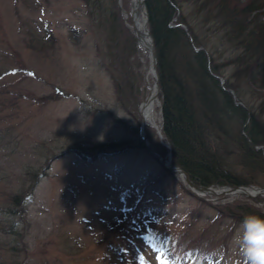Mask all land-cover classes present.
Wrapping results in <instances>:
<instances>
[{"label": "rangeland", "instance_id": "1", "mask_svg": "<svg viewBox=\"0 0 264 264\" xmlns=\"http://www.w3.org/2000/svg\"><path fill=\"white\" fill-rule=\"evenodd\" d=\"M128 3L114 0L116 23L100 27L95 19L90 22L83 0H0V264H96L101 250L110 256L108 264H164L167 255L159 249L203 228L200 246L214 244L215 264L242 259L233 244L240 226L199 221L182 228L171 223L170 217L184 218L197 204L179 197L173 177L164 178L157 158L144 148L122 151L121 145L137 138L139 105L147 94L148 55L137 46L132 21L123 18ZM180 8L213 56L219 84H231L232 67L225 66L231 55L223 53L220 35L207 31L208 25L196 26L200 19L192 2L180 0ZM110 15L112 22L113 11ZM125 85L139 93L137 106L122 104L124 110L117 99ZM239 89L242 103L255 113L264 110L257 107L261 95ZM153 116L159 124L158 107ZM260 118L264 121V113ZM144 132L149 148L163 155L156 131L148 125ZM99 151L106 156L89 160ZM123 169L135 170L133 183L124 181ZM146 174L155 179L143 181ZM13 196L23 197V221L8 218ZM242 200L264 211V197ZM201 214L215 216L204 209ZM10 224L16 235L6 240L1 230L7 232ZM141 237L147 245H141ZM124 239L133 242L125 247L131 255L119 260L117 244ZM151 242L155 248L148 247Z\"/></svg>", "mask_w": 264, "mask_h": 264}, {"label": "trees", "instance_id": "2", "mask_svg": "<svg viewBox=\"0 0 264 264\" xmlns=\"http://www.w3.org/2000/svg\"><path fill=\"white\" fill-rule=\"evenodd\" d=\"M113 1L83 0L90 22L95 19L94 23L100 27L106 21L111 25L115 24L117 15L113 10ZM186 2L189 4L192 2L197 8V19H200V22L196 26L208 25L207 31L211 30L210 32L215 35H220L225 45L223 53L231 55L225 65L232 67L231 73L228 74L231 84L227 86L219 84L215 60L207 52L205 43L201 42L198 34L196 35L195 28L191 27L181 14L180 0H144L147 28L156 54L160 133L170 147L172 163L183 169L193 184L201 187L264 185V121L260 118L264 110L255 113V108L242 103L239 89L249 94L261 95L257 107L264 108V1L186 0ZM132 86L125 85L126 89L119 93L117 102L122 109H124L122 104H131L133 108L137 106L138 101L135 99L139 92ZM226 90L235 93L236 102L239 104H235L231 94ZM156 144L163 153L164 149ZM121 146L123 152L143 150L138 136L132 145L129 143ZM255 147L260 149L255 150ZM103 155L106 156L104 152L99 151L90 155L89 160L100 159ZM55 157L53 156L52 160ZM238 168L245 170L247 175L238 173ZM125 170L123 169L124 181L133 183L131 177L135 170L130 169L128 172ZM161 170L164 178L171 177ZM256 177L262 178L263 181L256 183ZM36 179L37 177L31 178V183H36ZM142 179L149 181L155 178L151 174H146ZM159 179L161 178L157 177L155 182L159 183ZM171 181L177 184L172 178ZM177 186L181 199L192 200L197 204V209L189 210L184 218L176 220L170 217L171 223L182 228H189L199 221L205 224L228 221L233 226H241L242 220L249 214L264 216V211L258 206H253L250 200L222 205L211 204L193 198L178 184ZM154 191L164 196L161 190L155 188ZM161 199L166 203V198ZM22 200L23 197L20 199L17 196L8 200L10 211L5 210L8 218L23 216L25 211L22 208ZM186 201L180 200L181 203ZM202 209L210 211V214L215 216L201 217ZM154 212L156 215V210ZM5 222L8 223V219L3 220V223ZM204 229L195 234L191 233L181 242L175 240L177 243L170 242L171 244L164 245L165 249H159L162 253L166 252L168 264L218 263L211 258L215 253L210 252L214 247L212 242L208 241L210 244L200 246L201 236L205 235ZM14 230L12 224L9 225L7 232L1 230L3 238L7 240L8 237H14L16 235ZM232 230L233 227L229 234ZM155 237L157 239L160 236ZM138 238L140 236H137ZM141 239L142 245L146 239L145 237ZM226 239L228 237L221 240V245L225 244ZM132 243L131 240L124 239L121 244H117V248L121 249L119 260L131 255L125 247L131 246ZM144 244L147 245V242ZM4 245L6 248L9 244ZM148 247L155 248V242H151ZM92 255L96 254L93 252ZM221 255L225 256L223 249ZM97 257L98 255L96 264L110 263V256L104 250H101ZM211 260L215 262L211 263Z\"/></svg>", "mask_w": 264, "mask_h": 264}, {"label": "water", "instance_id": "3", "mask_svg": "<svg viewBox=\"0 0 264 264\" xmlns=\"http://www.w3.org/2000/svg\"><path fill=\"white\" fill-rule=\"evenodd\" d=\"M141 1H142L141 9L143 12V22L141 23L138 21V24L141 28L140 30L141 36L147 40V46L145 44V47L147 49L145 50L148 55V66L145 72L148 75V78L150 79V86H148L147 94L144 97L141 104L139 105V110H138V117H139L138 138L140 140L142 147L147 152H149L152 156L157 158L162 168L166 172H168L187 193H189L191 196L199 200L206 201V198L214 197L215 199H211L210 200L211 202H214V201L231 202V201L242 200V199H253V198H258V197L259 198L264 197V187L208 186V187L202 188L200 186H197L189 180L188 175L183 169L179 168L178 166H175L171 162L170 149L167 144H161L162 147L165 149V153L163 155L149 148V144L147 140L145 139V132H144L145 123H144L142 116H143L144 107L150 104L153 100L157 102V95L159 93V88H158L157 74L155 70L156 55H155V51L153 47L152 38L150 37V34L146 27L147 17H146V11L143 5L144 0H141ZM132 11L133 10H131V6L129 4V14ZM142 46L143 48H145L144 44ZM153 89H154V94L152 92ZM157 136H158V139H161L159 131H157ZM255 149H258V148H255Z\"/></svg>", "mask_w": 264, "mask_h": 264}, {"label": "clouds", "instance_id": "4", "mask_svg": "<svg viewBox=\"0 0 264 264\" xmlns=\"http://www.w3.org/2000/svg\"><path fill=\"white\" fill-rule=\"evenodd\" d=\"M233 244L242 257L239 264H264V216H246Z\"/></svg>", "mask_w": 264, "mask_h": 264}, {"label": "bare ground", "instance_id": "5", "mask_svg": "<svg viewBox=\"0 0 264 264\" xmlns=\"http://www.w3.org/2000/svg\"><path fill=\"white\" fill-rule=\"evenodd\" d=\"M117 1L119 3L120 0H117ZM128 2H129L128 4H130V6H131V10H133V11L130 12V14L123 12V15H124L123 18H125L126 20L128 19L129 23H130V20L132 21L131 30L135 36L137 46L140 48L141 51L146 53L145 49H147V48L145 47V44L147 46V40L141 36V33H140L141 28L138 24V21L141 23L143 22V12L141 9L142 1L141 0H128ZM143 44H144L145 48H143V46H142ZM145 82H146L145 86L147 87V90H148V86H150V79L148 78L147 75L145 77ZM152 92L154 94V89L152 90ZM155 107H157V102L155 100H153L150 104H148L146 107H144L142 117H143V120L145 123L144 128H145V126L150 125L152 127V129L154 131H156V134H157L159 124L154 123V119H155L154 116L155 115L153 116V110Z\"/></svg>", "mask_w": 264, "mask_h": 264}]
</instances>
